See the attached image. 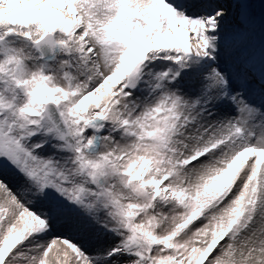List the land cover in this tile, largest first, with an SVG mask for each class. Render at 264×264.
Returning a JSON list of instances; mask_svg holds the SVG:
<instances>
[{
	"label": "snow or ice",
	"instance_id": "obj_1",
	"mask_svg": "<svg viewBox=\"0 0 264 264\" xmlns=\"http://www.w3.org/2000/svg\"><path fill=\"white\" fill-rule=\"evenodd\" d=\"M0 264H264V0H0Z\"/></svg>",
	"mask_w": 264,
	"mask_h": 264
}]
</instances>
